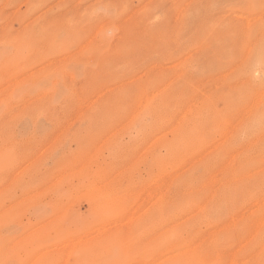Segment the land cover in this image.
I'll return each instance as SVG.
<instances>
[{"label":"rangeland","instance_id":"374dc122","mask_svg":"<svg viewBox=\"0 0 264 264\" xmlns=\"http://www.w3.org/2000/svg\"><path fill=\"white\" fill-rule=\"evenodd\" d=\"M0 264H264V0H0Z\"/></svg>","mask_w":264,"mask_h":264}]
</instances>
